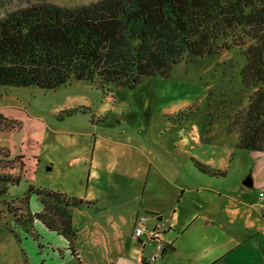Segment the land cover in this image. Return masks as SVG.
I'll return each instance as SVG.
<instances>
[{
  "label": "rangeland",
  "instance_id": "obj_1",
  "mask_svg": "<svg viewBox=\"0 0 264 264\" xmlns=\"http://www.w3.org/2000/svg\"><path fill=\"white\" fill-rule=\"evenodd\" d=\"M42 1L77 6L97 0H0V14ZM238 40L240 45L193 62L182 61L169 76L147 77L134 88L97 78L72 80L56 89L0 85V113L9 121L1 124L0 150L11 152L9 159H0V172L21 174L20 183L11 185L7 197H0V264H81L79 260L110 264L104 256L106 251L113 253L115 246L105 249L104 244L121 245L119 237L128 252H142L144 242L135 235L137 226L148 228L140 238L149 249L153 247L148 250L152 255L158 250L151 243L155 242L151 232L156 224L160 231L169 227L178 199L185 193L178 183L222 190L239 187L247 192L249 202L237 208L231 224L221 211L218 214L219 221L232 228L227 233L221 223L217 226L220 239L223 234H234L230 246L215 245L202 254L201 248L193 249L186 242L190 233L180 232L176 235L178 250L173 253L166 248L163 257L171 254L179 260L187 253L201 257L204 263L213 258L217 260L213 264H264V234L253 237L243 222L250 211L249 219L259 216L254 224L264 225V202L258 197L264 190V153L238 148L237 134L230 132L228 122L208 119L207 113L209 97L216 114H226L228 104L233 103L235 109L227 113L231 118L249 104L254 89L243 85L241 70L246 61L243 53L253 40L246 35ZM196 162L222 170L224 175L205 173ZM249 177L255 180L254 188L244 185ZM31 185L95 199L91 200L97 201L94 207L106 214L102 218L123 220L116 231L113 226L95 229L96 242L91 230L87 231L79 247L81 258L76 257L52 242L47 227L48 232H40L43 223L36 216L44 208L39 210L42 202L37 195L30 197V209L17 201ZM175 192L177 199L169 206ZM194 196L198 197L189 196V205L194 202L191 198L203 201L213 193ZM153 204L160 206L166 220H158L145 209ZM83 212L85 208L73 211L77 223ZM93 217H99L97 212ZM98 246L104 251L99 252Z\"/></svg>",
  "mask_w": 264,
  "mask_h": 264
},
{
  "label": "trees",
  "instance_id": "obj_2",
  "mask_svg": "<svg viewBox=\"0 0 264 264\" xmlns=\"http://www.w3.org/2000/svg\"><path fill=\"white\" fill-rule=\"evenodd\" d=\"M245 35L253 40L241 70L243 85L254 89L249 104L231 118L233 103L226 114H216L209 97L207 113L208 119L228 122L238 148L264 153V0H97L77 6L42 1L21 7L0 14V85L56 89L97 78L134 88L147 77L169 76L182 61L240 45ZM7 122L0 113V128ZM10 153L0 150V159ZM196 164L205 173L224 175ZM20 181L21 174L0 172V197ZM33 194L44 208L37 219L64 236L75 254L71 210L93 202L33 185L17 201L30 209Z\"/></svg>",
  "mask_w": 264,
  "mask_h": 264
},
{
  "label": "crops",
  "instance_id": "obj_3",
  "mask_svg": "<svg viewBox=\"0 0 264 264\" xmlns=\"http://www.w3.org/2000/svg\"><path fill=\"white\" fill-rule=\"evenodd\" d=\"M168 182L171 183V181H168ZM178 184H179V187L185 189V193L181 195V197L178 199L179 200L178 208L174 210L173 216L170 218V221H168L169 227L161 231V234H160V239L164 242V244L167 245V248H169L168 252L172 251L174 253L175 251L178 250L179 245L177 246L176 244V241H177L176 235L180 232L190 233L188 235L190 239H188L189 241H186V242L191 244L190 247H192L193 249L201 248L202 254H203L204 249L207 250V248L213 247L215 245H222L225 247L230 246L234 240V234H231L229 237V234L227 233L232 232V228H230L228 224L224 225L223 223H221L219 221L218 214L221 211L225 217L226 216L228 217L227 222L231 224L234 218L233 215H236L237 211L239 210L237 208H240L244 205H248L249 201L245 199V197H247V192L245 190H241L239 187L237 190H233L231 188L222 190V189L211 187L209 185L203 186L199 184H195V185L194 184L187 185V184H182V183H178ZM254 186L255 185H253L252 188H254ZM205 191L213 193V197L211 199L203 198V201H198L194 198H191L194 200V202L191 205L188 204L189 196L198 197L194 195H199L202 192L205 193ZM172 195L173 196L170 199L167 197V199L161 200V203L163 204L167 202V200L169 199L170 201L169 206H171V203H173L177 199L176 192ZM203 197H206V196L203 195ZM91 200H95V199H91ZM92 202H93V205L91 207H84L87 212H83V214H80L78 223L76 222V219L74 220L73 218V224H74L75 229L77 230V238L74 244L75 254L73 255L79 258H81L80 257L81 249L79 247L82 244L87 231L91 230L92 240L96 242L99 240L94 236V231H96L95 229H99L102 227L111 228L113 226L114 231H116L118 230V227L120 226V219L123 220V218H116V217L109 219L110 221L106 218H102V215H106V214H103L99 207H94V204L97 201H92ZM181 204H183L182 206L183 208H181L182 216L177 221L176 215L178 214ZM142 205L144 206V201H142L141 206ZM206 207H207V210H206ZM150 208L151 209H149L148 207H145V209L151 210L153 213H155V216L157 217L158 220L164 221L167 219V218L165 219V214L159 211L160 206L153 204L152 207ZM41 209H43L42 203H41V207L39 208V210ZM75 209L80 210L82 208H75ZM204 209L206 210L205 211L206 213L202 212L204 211ZM74 210L73 209L71 210L72 213ZM254 211L259 212L258 209ZM95 212H97V216H99L100 218L93 217V213ZM249 212L250 211L247 212L246 217L243 216L244 217L243 222H246V224L249 225L248 227L252 229L253 237H255L257 234L259 235L261 233L264 234L263 223H261V225L254 224V222L259 219V216L258 218L256 217V218H253V220H250L249 214H248ZM262 212L261 213L264 218V211ZM259 214L260 212L258 213V215ZM83 218H89L90 220L87 221L88 222L87 223L85 220H83ZM137 221L138 220H136V223ZM108 222H110L111 224ZM85 223H87L86 224L87 227H84ZM219 223H221L222 225L221 230L227 231L225 235L223 234L222 239H220V235H219L218 227H217ZM44 226L45 225L42 224V230L40 229V232L47 231L45 230L46 226L45 227ZM155 226H159V225L156 224ZM89 227H91V229H89ZM48 231L51 233L49 235V238L53 240L52 241L53 243H57L58 246H62L63 248H67L69 251H71L70 246H69V241L64 236H62L61 234L57 232L50 231V229ZM119 238H120V241L122 242L121 245L119 243H114L111 245V242L104 244L105 249L108 248V246L109 247L115 246V248L113 247V251H114L113 253L106 251L108 255L104 256V258H107L109 262H111L110 264H148V257L151 256V254L149 255V251H153V247L149 249L148 244L144 241V239L137 237L142 243L144 242L142 252L140 253L139 250L136 251L134 249H129V252H128L127 248L124 245L123 238L122 237H119ZM238 238H240V236ZM152 240L155 242H151V243H154V245L156 244L157 246L158 251L154 253L156 254L159 252L158 241L156 239H152ZM98 250L99 252L104 251V249L100 250L99 246H98ZM98 261L96 263L92 262V264L102 263V261H99V262ZM216 261H217L216 259L210 258V259H207V261H205L204 263L201 257L196 258V257H193V255H188L187 253H185L184 255L180 256L179 260H176L175 257L172 256L171 254L166 257V254H165L164 257H162L161 259L151 262L150 264H153V263L154 264L155 263L156 264H213ZM79 262L83 264L84 263L89 264V261L79 260Z\"/></svg>",
  "mask_w": 264,
  "mask_h": 264
},
{
  "label": "built area",
  "instance_id": "obj_4",
  "mask_svg": "<svg viewBox=\"0 0 264 264\" xmlns=\"http://www.w3.org/2000/svg\"><path fill=\"white\" fill-rule=\"evenodd\" d=\"M258 197H259L260 201L264 202V190L259 191ZM147 230H148L147 227L137 226L135 229V235L137 237H141L144 233L147 232ZM160 234H161V231H160L159 226H156L155 229L150 234V237L152 239H156L158 241L159 252L148 257V264H150L151 262H154L158 259H161L163 257V254H164V250L167 248V245L164 244V242L160 239Z\"/></svg>",
  "mask_w": 264,
  "mask_h": 264
},
{
  "label": "water",
  "instance_id": "obj_5",
  "mask_svg": "<svg viewBox=\"0 0 264 264\" xmlns=\"http://www.w3.org/2000/svg\"><path fill=\"white\" fill-rule=\"evenodd\" d=\"M244 185H245L247 188H252L253 185H254V182H253L252 178L249 177L248 179H246V180L244 181Z\"/></svg>",
  "mask_w": 264,
  "mask_h": 264
}]
</instances>
